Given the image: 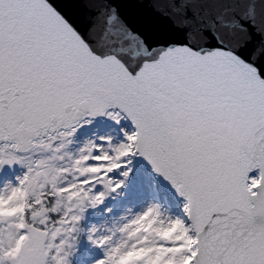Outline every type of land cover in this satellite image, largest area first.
Returning a JSON list of instances; mask_svg holds the SVG:
<instances>
[{
  "label": "snow or ice",
  "instance_id": "6c2138e0",
  "mask_svg": "<svg viewBox=\"0 0 264 264\" xmlns=\"http://www.w3.org/2000/svg\"><path fill=\"white\" fill-rule=\"evenodd\" d=\"M5 169L0 264H264V0H0Z\"/></svg>",
  "mask_w": 264,
  "mask_h": 264
},
{
  "label": "rangeland",
  "instance_id": "374dc122",
  "mask_svg": "<svg viewBox=\"0 0 264 264\" xmlns=\"http://www.w3.org/2000/svg\"><path fill=\"white\" fill-rule=\"evenodd\" d=\"M19 169H5L2 173H0V181L3 180H14L15 176L18 174ZM141 179L145 180L146 182H148L149 184L151 183L152 178L150 177V175L148 173H146L145 171L142 174ZM82 252L84 254L87 253V249H83Z\"/></svg>",
  "mask_w": 264,
  "mask_h": 264
},
{
  "label": "bare ground",
  "instance_id": "6f19581e",
  "mask_svg": "<svg viewBox=\"0 0 264 264\" xmlns=\"http://www.w3.org/2000/svg\"><path fill=\"white\" fill-rule=\"evenodd\" d=\"M146 172V173H148L149 174V171H148V169L147 168H144V170H143V172ZM150 175V174H149ZM150 177H151V175H150ZM152 178V177H151ZM153 179V178H152Z\"/></svg>",
  "mask_w": 264,
  "mask_h": 264
},
{
  "label": "water",
  "instance_id": "95a60500",
  "mask_svg": "<svg viewBox=\"0 0 264 264\" xmlns=\"http://www.w3.org/2000/svg\"><path fill=\"white\" fill-rule=\"evenodd\" d=\"M166 186V185H165Z\"/></svg>",
  "mask_w": 264,
  "mask_h": 264
}]
</instances>
